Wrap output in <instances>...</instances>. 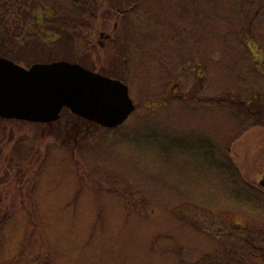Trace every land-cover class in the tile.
Instances as JSON below:
<instances>
[{"label": "rangeland", "instance_id": "obj_1", "mask_svg": "<svg viewBox=\"0 0 264 264\" xmlns=\"http://www.w3.org/2000/svg\"><path fill=\"white\" fill-rule=\"evenodd\" d=\"M102 4L87 28L32 29L42 40L12 58L121 78L136 110L108 135L68 109L50 123L0 118V264H264V0ZM146 124L172 147L121 140ZM205 142L263 194L233 195Z\"/></svg>", "mask_w": 264, "mask_h": 264}, {"label": "water", "instance_id": "obj_2", "mask_svg": "<svg viewBox=\"0 0 264 264\" xmlns=\"http://www.w3.org/2000/svg\"><path fill=\"white\" fill-rule=\"evenodd\" d=\"M114 128L136 105L124 81L66 60L24 67L0 56V117L50 123L63 109ZM264 187V175L259 181Z\"/></svg>", "mask_w": 264, "mask_h": 264}, {"label": "trees", "instance_id": "obj_3", "mask_svg": "<svg viewBox=\"0 0 264 264\" xmlns=\"http://www.w3.org/2000/svg\"><path fill=\"white\" fill-rule=\"evenodd\" d=\"M37 1L40 3H38ZM37 1L30 0L31 11L29 13L30 16L29 21H30L31 30L37 29V27L38 29L44 28L41 26L42 24H44L45 27L46 24L50 26L53 25L54 28L58 30L57 32L59 31L62 32L64 29H66L67 27L69 28L71 26H75L77 29L82 28L83 26H86L87 28L89 26L87 20H89L92 17L95 18L97 17V10H99V7H101L102 3L108 5L107 10L109 11L112 10L113 13H117L120 15L124 14V12L120 9L121 8L120 6H117L115 4H113L112 6L109 5V0H100V1L99 0H66L67 4H69V6H67L68 9L66 7L59 6L57 2L51 0V2L49 1V5L46 7L48 8L49 12L39 16L36 14V11L37 8L39 7V4L43 3L44 0H37ZM10 14L11 12L9 11V3L6 0H0V54H6L14 57V55L11 54L14 53L12 51V48H14V46L11 45V43L8 44L6 39L9 35V31H10L9 29L13 25L10 20L11 18ZM31 30H30V36H32V39L34 38L36 40L41 41L42 38L37 36L38 34L36 35L35 32L32 33ZM83 30L84 29H82V31ZM119 127L104 128L106 135H108L109 132L117 131ZM121 140L130 146H133L135 148L137 147L139 150H144V151L156 149V147H154L153 145L156 140H159V144H158L159 149L169 150L173 145L170 140V137L166 136V134H162L158 132V129L151 127L150 124L142 125L139 126L138 128L135 127L132 131L126 132V134L122 135ZM207 143L208 142H205L206 147L203 150L204 158L209 161L207 162L208 164H211V162L214 161L216 167L220 165V169L222 170L223 173L221 180L229 187V190L231 192H234L233 195H239L241 197H245L241 192L242 190L247 191L248 188L252 191H255L256 193L260 191V190L256 191L258 189L253 188L250 185V183L247 181V179L243 177L237 166L232 162L231 157H229V155H227L226 152L219 159L215 155L216 146L214 142L213 143L209 142V145ZM150 145H152V149H149ZM178 151L181 152V150ZM166 158L167 155L164 156L161 161V165H163V167L167 165ZM216 172L218 174L217 170ZM196 174L199 175L198 173ZM200 176H202V174ZM259 193L263 194L261 191ZM247 197H245L246 200ZM207 258L208 260L205 259L201 261L199 264H234V262L236 261L235 258H232L230 260L226 259L227 261H225V259L222 261H219L218 259L217 261L211 259V257H207Z\"/></svg>", "mask_w": 264, "mask_h": 264}, {"label": "flooded vegetation", "instance_id": "obj_4", "mask_svg": "<svg viewBox=\"0 0 264 264\" xmlns=\"http://www.w3.org/2000/svg\"><path fill=\"white\" fill-rule=\"evenodd\" d=\"M9 3V11L11 12V23L13 24L11 28L9 29V35L6 38L8 44L11 43V45L14 46L12 48V51L14 53H11L14 55V57H17V52L19 51L20 45H26V43L29 42L30 39V16L29 13L31 11L30 7V0H6ZM100 1V0H99ZM36 14H39V16L45 14L44 12H38L36 11ZM42 23V22H40ZM117 27V26H116ZM113 33V32H112ZM109 32H102L101 37L105 39H110V41L113 40V35ZM100 44L103 46L104 44L100 42ZM13 57V56H9Z\"/></svg>", "mask_w": 264, "mask_h": 264}]
</instances>
